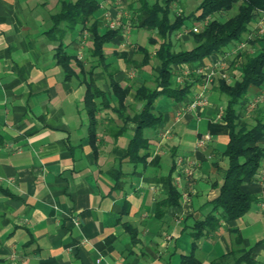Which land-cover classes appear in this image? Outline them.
<instances>
[{"label":"crops","instance_id":"1","mask_svg":"<svg viewBox=\"0 0 264 264\" xmlns=\"http://www.w3.org/2000/svg\"><path fill=\"white\" fill-rule=\"evenodd\" d=\"M75 1L0 0V264H184L190 255L197 264H235L246 251L253 264H264L261 172L244 185L257 197L244 217L220 220L198 239L192 234L195 223L210 216L228 166L223 153L229 128L223 118L229 97L221 91L222 79L211 85L206 106L189 108L193 92L183 102L160 97L153 110L163 116L161 125L144 130L148 148L140 155L147 158L132 163L126 158L128 146L144 108L136 90L153 85L159 66L157 45L149 41L155 32L137 21L139 0H99V31L111 29L110 14L118 20L112 30L119 33L105 44L101 58L93 34L78 25L66 36L65 51L86 71L96 68L93 75L79 68L77 75H66L57 62L59 42L48 31L62 2ZM147 31L153 34L145 39ZM256 34L253 21L244 40ZM181 38L180 48L193 44L188 33ZM139 47L151 52L152 65L145 66ZM250 47L247 53L254 55ZM242 63L241 57L231 67L227 84L242 82ZM91 77L104 91V98L96 100L94 145L84 103ZM112 83L129 89L126 109ZM262 92L264 83L249 87L238 107L240 127L264 120V101L248 107ZM206 134L211 141L199 146ZM188 161L196 162L192 175L183 170ZM172 184L181 194L180 204L159 216L158 202L168 197ZM245 259L241 264H247Z\"/></svg>","mask_w":264,"mask_h":264},{"label":"trees","instance_id":"2","mask_svg":"<svg viewBox=\"0 0 264 264\" xmlns=\"http://www.w3.org/2000/svg\"><path fill=\"white\" fill-rule=\"evenodd\" d=\"M176 1L139 0L140 9L136 18L138 22L142 21L144 28L155 32L154 37H151L149 41L152 45H157L154 57L159 61V66L155 70L153 85L143 84L136 90V100L144 103V108L140 113L138 128L128 146L126 156L134 164L144 162L147 158V155H140L142 149L148 148L144 130L157 129L163 120L161 114L154 113L153 106L156 101L163 96L177 102L186 101L195 87L202 82L201 75H191L183 83L175 82L176 74L181 73V68L187 65L191 70H195L203 66V63L212 56L216 57L231 44L243 40L255 18L261 14L264 15V0H202L188 15L182 10L178 14L174 12L173 4ZM237 5H239L237 13L226 19L221 18ZM99 9V0L62 2L60 12L52 17L54 24L48 34L59 42L56 53L57 62L63 67L66 75H77L75 68H79L84 75H93L96 68L94 66L86 71L83 62L69 56L65 51L66 36L73 33L78 25L93 34L95 53L101 58L104 56L105 44L111 42L119 33L118 30L112 29L104 33L99 31L100 25L95 20V14ZM189 20L199 23L208 20V23L200 32H194L191 28L188 37L193 43L192 47L177 49L172 36L178 35ZM181 39L179 37L177 40ZM248 42L257 50L254 55L245 51L236 56V61L243 58L242 82L235 87L227 84L224 79L220 81L221 91L229 97L223 118V123L229 128V142L223 153L228 159V166L224 173V181L219 187V194L212 201L213 210L210 216L203 221H197L194 225L192 234L195 239L202 237L208 231L215 230L220 220L229 221L244 217L257 201L255 195L244 190V185L257 179L264 162V120H259L254 126L240 127L238 107L243 103L250 86H260L264 83V33L256 34L254 39ZM139 50L144 56L145 66L152 65L151 52L144 47H139ZM236 61L230 63V68ZM111 86L118 96L121 109H126L124 101L129 89H122L117 83H112ZM99 98H104V91L91 77L87 83L84 103L91 121L90 133L93 145L98 128L96 100ZM102 102L109 106L105 99ZM118 112L124 114V110H118ZM175 167L176 165L174 169ZM180 200L181 194L172 184L168 197L158 202L157 214L164 215L169 207L178 206ZM219 211L220 216L217 217L216 212ZM242 254L241 260L235 264H241L243 258H246L247 264H253L249 251ZM183 262L197 264L191 255L185 257Z\"/></svg>","mask_w":264,"mask_h":264},{"label":"built area","instance_id":"3","mask_svg":"<svg viewBox=\"0 0 264 264\" xmlns=\"http://www.w3.org/2000/svg\"><path fill=\"white\" fill-rule=\"evenodd\" d=\"M107 24L111 29H115L118 25V20L111 19L110 14H106ZM208 23V20L202 22L200 26H194V32H200L203 27ZM255 30L258 35H262L264 33V15L261 14L257 16L254 20ZM191 31V29L184 28L178 32V37H181L184 34H187ZM255 32V34H256ZM256 36V35H255ZM254 35L250 36L247 39H243L241 41L235 42L234 46L230 49H226L223 53L217 55L215 59L209 64V67L201 66L195 70H191L188 66L183 67L180 74L176 75L177 83H183L185 79H188V74L197 73V75L203 76L202 82L199 84L197 89L193 91V98L189 104L190 109H195L198 107L206 106L209 102L208 93L211 85L215 82L217 77L224 79L225 81H231L232 77L230 73L228 74L227 69L229 67L230 61H232V57L239 55L240 53L245 52L248 47L249 40L254 39ZM264 101V92H262L254 101L248 104L249 108H254L259 102ZM211 141V135L206 134L199 138V146H204ZM184 164V158L180 157L178 159V165L182 166ZM196 166L195 161H188L186 167H184V173L187 175H192V172ZM262 177H264V169L261 171Z\"/></svg>","mask_w":264,"mask_h":264},{"label":"rangeland","instance_id":"4","mask_svg":"<svg viewBox=\"0 0 264 264\" xmlns=\"http://www.w3.org/2000/svg\"><path fill=\"white\" fill-rule=\"evenodd\" d=\"M152 1H154V0H152ZM161 2L163 1V0H160ZM190 0H179V3H177L176 5H174L173 4V10H174V12L175 13H180L181 12V10L186 14V15H188L189 13H191V11H193V10H195V8H196V6H197V0H193V1H191V2H189ZM177 2V1H176ZM238 7H239V5H237L232 11H230L229 13H227L226 15H224V16H221V18L222 19H226V18H228V17H230V16H232V15H234L235 13H237V9H238ZM174 16V15H173ZM107 21V20H106ZM202 22H198V21H195V20H189V21H187L186 22V25H185V28H193L194 26H200V24H201ZM203 28H204V26H202ZM202 28V29H203ZM202 29H200V30H202ZM153 33H152V31H147L146 32V37H145V39H148V36H150V35H152ZM172 39L174 40V42L176 43V47H177V49L178 48H180V43H183L184 42V40L183 39H181V40H177L176 39V35L174 34L173 36H172ZM193 46V44H191V45H189V46H187V48H189V47H192ZM251 48V50H253L254 52L257 50L255 47H250ZM247 50H248V47H247V49L245 50L246 52H247ZM233 61H236V56H234V57H232V61H230V62H233ZM237 62V61H236ZM230 64V63H229ZM206 67H209V65H205ZM197 69V68H196ZM231 68H230V65H229V67H228V69H227V73L229 74L230 73V75H232V72H231ZM176 75H178V74H176ZM188 75H197V73H193V74H188ZM217 78H219V77H217ZM175 82H177V81H175ZM226 97V96H225ZM227 98V97H226Z\"/></svg>","mask_w":264,"mask_h":264}]
</instances>
